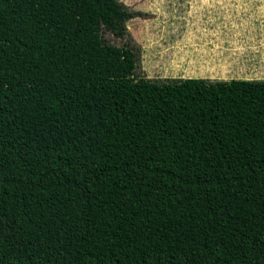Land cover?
Wrapping results in <instances>:
<instances>
[{
	"label": "trees",
	"instance_id": "1",
	"mask_svg": "<svg viewBox=\"0 0 264 264\" xmlns=\"http://www.w3.org/2000/svg\"><path fill=\"white\" fill-rule=\"evenodd\" d=\"M118 0H0V264H264V79L135 78Z\"/></svg>",
	"mask_w": 264,
	"mask_h": 264
},
{
	"label": "crops",
	"instance_id": "2",
	"mask_svg": "<svg viewBox=\"0 0 264 264\" xmlns=\"http://www.w3.org/2000/svg\"><path fill=\"white\" fill-rule=\"evenodd\" d=\"M184 1H174L175 9L169 2V13L161 18L166 30L171 29L169 34L175 33V37L172 36L163 43H170V52L175 51L176 60L186 65L189 71L194 69L199 72L195 78H211L212 74V78L223 80L246 79L248 74L242 76L243 71L240 69L233 76L227 74V71L229 65L236 62L231 56L235 48L245 53L254 50L258 58L259 55L264 56V2L258 5L260 0H254V3L247 0ZM170 13L175 16L167 24L166 18ZM178 34H184L183 39ZM163 47L166 46H158V52H163ZM249 57H242V62L251 60ZM261 60L264 61V57ZM245 69L251 70L250 65ZM262 77L254 72V78L251 79H264L263 75Z\"/></svg>",
	"mask_w": 264,
	"mask_h": 264
},
{
	"label": "rangeland",
	"instance_id": "3",
	"mask_svg": "<svg viewBox=\"0 0 264 264\" xmlns=\"http://www.w3.org/2000/svg\"><path fill=\"white\" fill-rule=\"evenodd\" d=\"M118 1L122 5L126 6L130 11L134 12L135 16L126 20L125 33L122 37H117L109 31L105 32L103 37L107 42L111 44L117 46H129V48L133 50L134 55L136 56V66L133 72L135 78L144 77L152 80H159L172 78L182 79L186 77L195 78V76H197L199 72L194 69L189 71L186 65H183V63H180L176 60L175 51L171 50L170 52L169 42L163 43L172 36L175 37V33L172 35L169 34L171 29L169 28L168 31L166 30V26H164V23L163 21H161V18L165 17V15L169 13V2L173 4L172 7L175 9L176 6L174 4V1L184 3V0ZM247 1L249 3H254V0ZM263 2L264 0H260V2H257V4L261 5ZM173 16H175L173 13L169 14V16L166 18L167 24L170 23V21L174 18ZM179 36L181 39H183L184 34H178V37ZM164 45L166 47H163V52L161 50H159L158 52L157 47H162ZM149 47L152 49H150ZM147 49L149 50L147 51ZM255 54L256 53L254 50L245 53V51H238L236 48L233 49V53L231 54V56L235 59L236 62L231 63V65H229L227 74L233 76L240 69L241 72L243 71L242 76H245L244 74H248L247 76H245L246 79L254 78V72L258 73V76L263 78L262 75L264 76V61L261 60V58L264 56L259 55L258 58ZM246 56H250L249 58H251V60L247 59V61L243 63L242 57L246 58ZM248 65H250L251 70L245 69ZM195 69L198 68L196 67ZM254 69H257V71H255ZM208 75L209 73L207 72L206 76ZM210 75L211 78L214 77L212 74ZM218 79L223 80L221 78H212L211 80ZM225 80H229V78Z\"/></svg>",
	"mask_w": 264,
	"mask_h": 264
}]
</instances>
